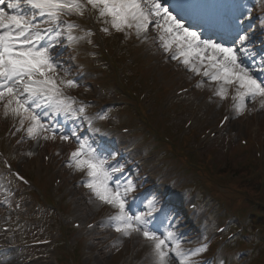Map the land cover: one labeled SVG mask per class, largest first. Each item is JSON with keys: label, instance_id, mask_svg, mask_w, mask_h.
<instances>
[{"label": "snow or ice", "instance_id": "snow-or-ice-1", "mask_svg": "<svg viewBox=\"0 0 264 264\" xmlns=\"http://www.w3.org/2000/svg\"><path fill=\"white\" fill-rule=\"evenodd\" d=\"M0 5H3L0 6V107L3 116H11L18 122L16 130L24 133L17 143L26 139L54 140L57 127L51 122L57 117L63 116L65 122L87 119L85 105L82 102L77 105L75 97L68 94L69 89L79 84L75 78H67V71H58L60 53L54 51L64 46L65 39L69 44L84 39L73 34L80 25L63 17L83 16L86 11L98 13L97 20L108 25L102 29L105 33L109 32V26L117 31L135 29L138 37L147 39L150 27L154 28L160 46L171 59L217 85L215 96L227 100L231 90L237 115L245 112L248 102L258 103L264 109V52L255 50L251 38L254 29L251 25L244 28L239 17L227 38L230 42H221L225 37L204 38L203 32L186 26L163 0H0ZM186 7L195 9L198 5ZM246 19H252L250 11ZM89 35L91 31H85V36ZM196 87H204V81ZM73 137L78 146L71 152L68 166L85 174L84 186L95 200L115 209L107 216L104 226L123 237L133 233L142 235L151 246L153 264H223L222 260L213 258L200 259L209 250L206 238L192 248H185L183 234L149 227L158 211L157 195L147 200L148 211L131 214L129 197L138 199L141 194L137 189L142 185L132 179L124 184L119 178L114 180L125 172L124 164L115 155L99 153L75 127L70 134L60 135L62 141ZM15 175L23 180L18 173ZM0 192L11 195L10 189L2 185Z\"/></svg>", "mask_w": 264, "mask_h": 264}, {"label": "rangeland", "instance_id": "rangeland-1", "mask_svg": "<svg viewBox=\"0 0 264 264\" xmlns=\"http://www.w3.org/2000/svg\"><path fill=\"white\" fill-rule=\"evenodd\" d=\"M154 55V54H153ZM155 56V55H154ZM178 75V74H177ZM176 79H179L180 80V83H182V86L178 85L174 88L173 92L179 88V87H183L185 86L189 80H190V77H189V80L187 82V80L185 79V77L183 76L182 79H180L179 77H177ZM187 96V97H186ZM186 96H183L181 98V100H183V102H185V104H189V107L187 108V110L184 111V117L180 116L178 118V121L181 122V126L183 125V123L185 122V120L188 118V116L190 115V112L193 110V106H191V103L192 102H195L196 103H199L202 105V94L200 91H194L191 95V97H189L188 95ZM194 96H197L196 99L194 100ZM217 105V101L215 103V105H209L208 103L205 105V107L203 108V110L201 111V113H203V115H205L206 117H208L210 115V113L212 112L211 111V108L214 110L215 106ZM166 107V106H165ZM262 112L258 111L257 114H242L241 116H238L236 119L239 121L238 122V127L237 124H235V120L232 121V124H233V127H237V128H242L244 130H246L248 133L247 134V137H251L253 139V137L255 139H257L260 143L262 141H264V127L262 126L261 128H259L258 130V123L261 124L262 120L263 119V109H261ZM261 121V122H260ZM189 133V132H188ZM187 133V134H188ZM181 138L183 137H180L178 140H176L177 144H180V142L182 143L181 141ZM237 138H234L233 141L228 144V146H231L232 144L234 143H237ZM50 140H52L50 138ZM225 141H230V139L226 138V136L224 134L220 135V138L219 140L215 143H211L209 144V146H207L206 148H203V150H198L195 145H191V147L195 148V150H198V153L199 155L197 156H194L193 159H201L200 157H205V163L207 165H210L211 162L215 163V164H218L219 162H222V159L226 158L228 153L232 154V150L231 149H226V146H224L223 142ZM193 144L195 143L192 142ZM185 146V145H184ZM20 148H22V151H20ZM27 146H20L18 145L17 146V151H16V154H17V158L19 157V163L21 164L19 167L24 171V172H31L32 174H36L38 176H41V172H36L37 167H35L34 165V161H35V158L29 160L28 162H22V161H27L29 157L31 156H27L26 153H27ZM217 148V149H216ZM64 149H67L66 147H64ZM35 151V149H34ZM182 151H184V148H182ZM32 153V151H31ZM34 166V167H33ZM40 166H43L42 164ZM68 183H71V182H68ZM0 184L4 187V188H9V185H6L5 183V180H0ZM38 184V183H37ZM41 189L43 190V192H47L50 188L49 186V183L47 180H44L42 182V184H38ZM71 185V184H69ZM74 186V185H73ZM216 189L217 191H221V188L217 187L216 186ZM3 193V192H2ZM74 194L77 195V199L79 200V202L81 201L79 199V193L75 190L73 192ZM5 194V193H3ZM87 196H88V199L89 200H92L93 201V205H95L96 203L97 204H100L99 201L95 200L94 196L92 195V193L89 191L87 193ZM90 201V202H92ZM18 205V201L15 202V206ZM85 206H83V209L85 210ZM85 211H87L89 213V210L86 209ZM125 238V237H124ZM88 244V243H87ZM133 247L134 249L135 248H139L140 249V244L138 241H133ZM135 254V252H133L130 256L129 254L127 253L126 254V251L123 252V254H121V257L119 258V260L117 259V257H112V256H109L108 253H103V251H99L98 254H91L89 255L90 257L88 256H84V259H83V262L84 263H91V264H118L120 262V260H122V262H130L132 263L133 260V255ZM112 259V261H111ZM38 264H56L55 261H46V263H42V262H39Z\"/></svg>", "mask_w": 264, "mask_h": 264}]
</instances>
